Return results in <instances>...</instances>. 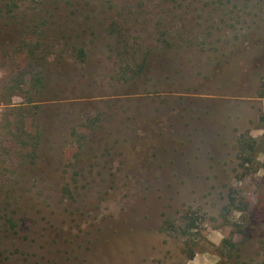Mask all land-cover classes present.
<instances>
[{
	"label": "rangeland",
	"instance_id": "1",
	"mask_svg": "<svg viewBox=\"0 0 264 264\" xmlns=\"http://www.w3.org/2000/svg\"><path fill=\"white\" fill-rule=\"evenodd\" d=\"M263 113L264 0H0V264H264Z\"/></svg>",
	"mask_w": 264,
	"mask_h": 264
},
{
	"label": "trees",
	"instance_id": "2",
	"mask_svg": "<svg viewBox=\"0 0 264 264\" xmlns=\"http://www.w3.org/2000/svg\"><path fill=\"white\" fill-rule=\"evenodd\" d=\"M5 23H7V22H5ZM260 119H261V121H263L262 128L264 129V113L261 115ZM253 142H254V139L252 137H240L238 139V145L241 147L242 150L243 149L253 150V148H254ZM244 160H247V158H244ZM189 227H190V225H189Z\"/></svg>",
	"mask_w": 264,
	"mask_h": 264
}]
</instances>
